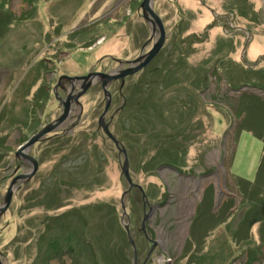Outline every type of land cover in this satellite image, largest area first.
I'll return each instance as SVG.
<instances>
[{
	"label": "rangeland",
	"instance_id": "1",
	"mask_svg": "<svg viewBox=\"0 0 264 264\" xmlns=\"http://www.w3.org/2000/svg\"><path fill=\"white\" fill-rule=\"evenodd\" d=\"M142 1L0 0V204L18 146L61 115L57 78L110 71L113 58L139 54L150 36ZM154 9L166 43L129 78L134 88H110L107 115L115 114L109 127L146 209L137 187L124 197V155L99 129L106 98L93 85L79 100L82 112L77 104L31 149L39 170L0 216L6 264H54L53 245L59 237L67 245L68 236L81 264H137L124 200L140 260L157 240L169 243L174 264H264L262 1L155 0ZM205 173L199 183L190 177ZM155 204L146 237L144 217Z\"/></svg>",
	"mask_w": 264,
	"mask_h": 264
},
{
	"label": "water",
	"instance_id": "2",
	"mask_svg": "<svg viewBox=\"0 0 264 264\" xmlns=\"http://www.w3.org/2000/svg\"><path fill=\"white\" fill-rule=\"evenodd\" d=\"M262 4L264 6V0H261ZM154 3L155 0H143L140 7L142 9L143 16L151 22L154 25H158L159 30H160V35L158 38H156L154 42V46L145 54H141L136 60H134V63L136 66L131 67L126 69L122 74H112L108 72H102V71H90L86 75H81V76H62V78H66L67 80H70L72 82H78L76 83L77 85H80L81 89L80 91L75 94V95H69L66 99L61 100V103L64 105L63 113L61 114L60 117H58L55 121L46 124L43 126L41 129L36 131L34 134H32L28 139H26L22 144L18 146V148L15 151V157L16 159L20 160H25L27 163L31 165V168L27 171H24L18 175H16L13 180L11 181V184L7 190L5 200L2 204H0V216H2L10 207L12 203L13 196L16 194V192L22 187L25 183L30 181L38 172L39 170V159L33 156L30 152L32 147L37 143L45 139L46 135L52 131L57 130L60 125L68 118L70 111H71V99H73L75 102L80 104L81 109H83L82 104L80 103V98L86 93V91L93 85H95L97 79L99 76L102 77L103 80V90L105 93V98H106V107L104 111L102 112L99 120H98V126L100 128H103L104 132L106 135L113 140L115 145L117 146L118 150L120 153L124 155V163L122 166V172L125 175L126 179L128 180L129 183V189L124 193V197L126 194L133 188L137 187L141 190L143 193V197L147 198L146 203L148 202V197L145 193L144 188L136 184L131 176L130 173V163H129V156L126 148L120 143V141L116 138V136L111 132L109 124L106 123L105 121V116L106 113L109 109L110 103H111V92L108 90V84L113 81L114 79L120 78V77H125L126 75L133 74L138 72L139 70L143 69L145 66H147L151 60L158 55V53L161 51L163 48L166 37H167V32L165 29V25L163 22L162 17L155 11L154 9ZM61 98V97H60ZM59 98V99H60ZM166 166H161L159 169H164ZM174 168V166H171ZM20 169V165H18L15 169V172ZM163 181L167 184V181L163 179ZM158 204H155L150 207V210L148 213L145 214L144 221H143V229L146 233V222L148 219L152 217L156 209L158 208ZM127 214V209H126V203L125 200L123 201V218L122 222L124 224V227L126 228L128 232V238L131 244L133 245V248L135 250V254L137 257V247H136V242L135 239L132 238L130 234V224L129 222L125 221V216ZM0 264H6L4 260L1 257V251H0Z\"/></svg>",
	"mask_w": 264,
	"mask_h": 264
},
{
	"label": "flooded vegetation",
	"instance_id": "3",
	"mask_svg": "<svg viewBox=\"0 0 264 264\" xmlns=\"http://www.w3.org/2000/svg\"><path fill=\"white\" fill-rule=\"evenodd\" d=\"M143 15V14H142ZM143 18H144V20L146 21V25L148 26V28H149V31H150V36H149V38H148V40L143 44V46H142V48H141V50H140V52H139V54L137 55V56H135V57H132V58H113V60L118 64V66L116 67V68H114V69H111L110 71H102V72H108V73H112V74H122L126 69H128V68H131V67H134V66H136V64H138V63H134L135 61L134 60H136L142 53L143 54H145V53H147L153 46H154V42H155V40H156V38H158L159 37V35H160V30H159V27H158V25H154V24H152L151 22H149L148 20H146V18L143 16ZM164 22V21H163ZM165 25V24H164ZM165 29H166V27H165ZM143 32V31H142ZM167 32V31H166ZM144 33V32H143ZM168 35V34H167ZM166 40H167V37H166ZM165 43H166V41H165ZM165 45V44H164ZM164 47V46H163ZM162 50V49H161ZM159 54V53H158ZM157 56V55H156ZM155 56V57H156ZM154 57V58H155ZM106 58H108V59H111L112 57H110V55L108 54L107 56H106ZM153 58V59H154ZM153 59L151 60V62L153 61ZM150 62V63H151ZM150 63L147 65V66H145L143 69H141V70H139L138 72H136V73H133V74H129V75H126L125 77H120V78H117V79H114L113 81H111L109 84H108V90L111 92V103H110V106H109V109H108V111H107V113H106V116H105V121H106V123H108L109 124V126L113 123V121H114V117H115V114H112L111 116H110V119L109 120H107V115H108V112H109V110H110V108H111V105H112V101H113V93H112V91H111V89L110 88H112V86L113 85H117V83H118V92H119V94L120 95H123V90H124V88H126L127 87V84L129 83V78L130 77H132V76H134V75H136L137 73H139V72H141V71H143V70H145L149 65H150ZM101 71V70H95L94 68H91L89 71H88V73L90 72V71ZM152 70H149V72H151ZM87 73V74H88ZM81 75H86V74H78V75H72V76H81ZM71 76V75H70ZM76 83H78L77 81L76 82H72V81H70V80H67L66 78H62L61 80H59V77L57 78V80H56V83H55V86H56V91L60 94V95H63V96H61V98L59 99V104L61 105V114L63 113V109H64V105L61 103V100H63V99H66L69 95H75V94H77L79 91H80V89H81V87H80V85H77ZM95 85H101L102 86V89H103V80H102V77L101 76H99L98 77V79H97V81H96V83H95ZM135 85H136V83L135 84H133L131 87H127V89H132V88H134L135 87ZM104 91V90H103ZM78 103L77 102H75L73 99H71V111H70V114H69V116H68V118L60 125V127L57 129V130H55V131H58L61 127H62V125L70 118V116H71V113L72 112H74V110H73V108H75L76 107V105H77ZM80 105V104H79ZM105 107H106V100H105ZM105 107H104V109H105ZM104 111V110H103ZM120 111V110H119ZM81 112H82V109H81ZM61 116V115H60ZM58 118V117H57ZM56 118V119H57ZM81 118V115H79L78 116V119H80ZM56 119H54L53 121H55ZM43 126H45V125H42V127ZM99 129H101V130H103V128H100L99 127ZM104 131V130H103ZM52 132H54V131H52ZM105 133V132H104ZM106 134V133H105ZM112 140V139H111ZM113 141V140H112ZM18 165H20V169H18V171L17 172H15V169H16V167L18 166ZM16 167L13 169V171L12 172H10L11 174H10V178L12 177V179H11V181L13 180V178L15 177V175L16 174H18V173H20L19 172V170H21L22 172H24V171H27L30 167H31V165L29 164V163H27L25 160H18V159H16ZM26 167V168H25ZM172 170H177V168L176 167H174V168H172V167H170ZM209 174H202V175H200V176H196V175H191L190 177H192L193 179H198V183H199V179H201V178H204V177H207ZM161 176V178H164L162 175H160ZM32 180V179H31ZM30 180V181H31ZM29 182V181H28ZM10 184H11V182H10ZM211 186H207L206 187V189L205 190H207V192H208V189L210 188ZM139 189V188H138ZM209 191H212V188L209 190ZM208 194H210V193H207V195ZM206 195V193L204 192V194H203V198H202V200L201 201H198L197 202V204H196V212H195V218H194V220H193V222L196 220V218L198 217V210H199V207L201 206V204H202V202L205 200V197L207 196ZM146 207H147V205H145L144 204V208L146 209ZM213 208L214 207H211V209L213 210ZM157 210V209H156ZM154 215V214H153ZM153 215H152V217H153ZM152 217L150 218V219H148L147 220V222H149L151 219H152ZM146 222V223H147ZM193 222H192V224H193ZM146 228H147V225H146ZM142 229H143V226H142ZM143 232H144V234H145V231H144V229H143ZM148 231H146V233H147ZM145 236H146V234H145ZM147 237V236H146ZM156 238H158V234L156 233L155 234V239ZM159 238H160V236H159ZM136 242V241H135ZM161 242V241H160ZM151 246H150V248H149V251H148V253L146 254V256L142 259V260H140V257H141V254H143V252H142V249H141V251H140V249H139V243H136V245H137V257H135L136 256V254H135V250H134V258H136V260H137V264H152V263H154V262H157L158 264H174V262H172V259L170 258V259H168V257L170 256V250H169V248H168V245H169V243L166 241V243H164V242H162L161 244H159L158 245V242H157V240H151ZM158 245V246H157ZM89 245L87 244V247H88ZM88 249H89V247H88ZM64 261L67 263V264H70V261L72 262V264H75V259L72 257V256H70V255H68V253H66V254H58V255H56L53 259H52V263H54V264H64Z\"/></svg>",
	"mask_w": 264,
	"mask_h": 264
},
{
	"label": "trees",
	"instance_id": "4",
	"mask_svg": "<svg viewBox=\"0 0 264 264\" xmlns=\"http://www.w3.org/2000/svg\"><path fill=\"white\" fill-rule=\"evenodd\" d=\"M158 75H160V73H158ZM256 100H254V102H255ZM254 102H253V105H251L250 104V106H249V109L251 108V107H254ZM255 108H257V109H259V104L258 105H255ZM258 135V137L259 138H262V134L261 133H259V134H257ZM51 204H53V203H50V204H46V206L48 207V208H51V207H53V205L55 204H53V205H51ZM57 205V204H56ZM258 221V220H257ZM70 234H71V232H70ZM72 235V234H71ZM69 238L67 239L68 241H66L67 242V245L66 244H64V242H65V240H62V239H60V237L56 240V242H55V244L53 245V247H54V250H53V256L51 257V259H53L56 255H58V254H66V253H68V255H70V256H72L74 259H75V264H81L78 260L76 261V257H75V255H74V251H75V249H76V246L72 243V241H71V236H68ZM129 240V239H128ZM130 242V241H129ZM128 242V243H129Z\"/></svg>",
	"mask_w": 264,
	"mask_h": 264
}]
</instances>
